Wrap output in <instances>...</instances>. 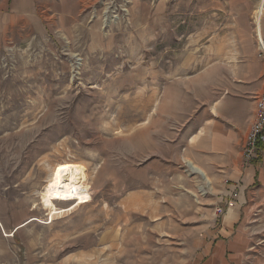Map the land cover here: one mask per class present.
I'll use <instances>...</instances> for the list:
<instances>
[{
	"label": "rangeland",
	"instance_id": "obj_1",
	"mask_svg": "<svg viewBox=\"0 0 264 264\" xmlns=\"http://www.w3.org/2000/svg\"><path fill=\"white\" fill-rule=\"evenodd\" d=\"M259 1L0 0V264H229L185 121L250 75L264 91ZM63 163L90 200L51 217Z\"/></svg>",
	"mask_w": 264,
	"mask_h": 264
},
{
	"label": "crops",
	"instance_id": "obj_2",
	"mask_svg": "<svg viewBox=\"0 0 264 264\" xmlns=\"http://www.w3.org/2000/svg\"><path fill=\"white\" fill-rule=\"evenodd\" d=\"M261 4L263 11L264 3ZM261 16L264 15H260L259 23H264ZM261 88L253 75L233 82L217 97L208 95L205 102L198 99L190 118L185 121L186 129L191 127L192 131L189 145H196V150L206 153L209 179L197 169L212 185L218 202L222 200L225 208L231 195L236 194L233 207L222 217L221 228L212 231L215 238L213 256L218 258L223 253L229 264H242V259L264 256V252L253 251L250 246L254 236L261 235L255 245L264 242V218L260 215L264 213V149L254 167L244 166L241 158L244 137L255 119V97L261 93Z\"/></svg>",
	"mask_w": 264,
	"mask_h": 264
},
{
	"label": "bare ground",
	"instance_id": "obj_3",
	"mask_svg": "<svg viewBox=\"0 0 264 264\" xmlns=\"http://www.w3.org/2000/svg\"><path fill=\"white\" fill-rule=\"evenodd\" d=\"M258 16L260 17V15ZM256 34L259 36L257 29ZM262 47L264 48V44H262ZM190 170L201 174V172L194 166H190ZM85 180L86 173L78 169L74 164H59L53 170L47 185L40 193L39 198L41 205L47 209L50 216L53 217L59 213L61 214V212H64L57 208L55 203L72 202L75 204L77 202L76 205L88 203L90 196L85 185ZM72 209H74V207ZM67 211L68 210H66V212Z\"/></svg>",
	"mask_w": 264,
	"mask_h": 264
},
{
	"label": "built area",
	"instance_id": "obj_4",
	"mask_svg": "<svg viewBox=\"0 0 264 264\" xmlns=\"http://www.w3.org/2000/svg\"><path fill=\"white\" fill-rule=\"evenodd\" d=\"M255 108V119L244 137L241 148L242 162L246 167L257 165L261 152L264 149V91L256 95ZM235 197L236 194L231 195L230 200L226 204V210L233 207ZM216 211L222 214L221 208H218Z\"/></svg>",
	"mask_w": 264,
	"mask_h": 264
}]
</instances>
